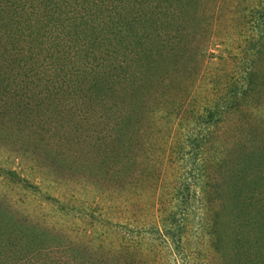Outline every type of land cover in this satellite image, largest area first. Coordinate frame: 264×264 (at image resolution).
<instances>
[{
  "label": "rangeland",
  "instance_id": "rangeland-1",
  "mask_svg": "<svg viewBox=\"0 0 264 264\" xmlns=\"http://www.w3.org/2000/svg\"><path fill=\"white\" fill-rule=\"evenodd\" d=\"M0 264H264V0H0Z\"/></svg>",
  "mask_w": 264,
  "mask_h": 264
}]
</instances>
